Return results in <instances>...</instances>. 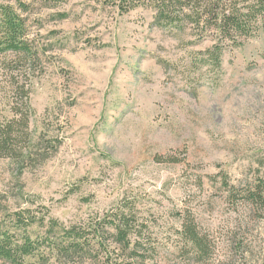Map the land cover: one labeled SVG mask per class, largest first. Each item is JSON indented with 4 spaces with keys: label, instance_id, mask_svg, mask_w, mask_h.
Instances as JSON below:
<instances>
[{
    "label": "rangeland",
    "instance_id": "rangeland-1",
    "mask_svg": "<svg viewBox=\"0 0 264 264\" xmlns=\"http://www.w3.org/2000/svg\"><path fill=\"white\" fill-rule=\"evenodd\" d=\"M26 17L38 57L20 64L27 132L0 155V231L38 248L0 264H110L47 242L75 228L94 244L95 227L114 234L109 220L131 201L135 264H264V210L241 196L264 181V35L234 46L215 30L158 25L148 7L120 13L94 0H38ZM2 74L0 61L7 121L17 99ZM23 212L25 231L14 220ZM186 220L207 237L205 253L183 237Z\"/></svg>",
    "mask_w": 264,
    "mask_h": 264
},
{
    "label": "trees",
    "instance_id": "trees-1",
    "mask_svg": "<svg viewBox=\"0 0 264 264\" xmlns=\"http://www.w3.org/2000/svg\"><path fill=\"white\" fill-rule=\"evenodd\" d=\"M38 0H0V61L2 71L6 76L7 98L15 101L13 106L14 114L19 117L7 121L0 120V155L8 156L16 150L15 146L22 141L23 135L27 132L29 117L23 115L19 107L29 105V90L20 82L21 68L25 63L34 64L38 57V51L33 48L32 41L27 36V17L33 11V4ZM45 5L61 3L68 0H41ZM97 3L114 6L120 13L144 6L155 12V21L158 25H169L175 28H183L190 24L201 31L215 30L218 42L231 41L234 46L241 45L249 38L264 35V0H94ZM34 2V3H33ZM60 18H66L67 14H59ZM243 41V42H242ZM214 63L220 65L221 51L217 46L214 48ZM211 52V51H210ZM12 57V59H10ZM211 58V59H212ZM212 61V60H211ZM21 64V68H20ZM20 101V102H19ZM226 188L229 186L227 179H224ZM241 196L251 204L257 211L264 210V181L257 183L254 187L248 186L243 189ZM126 201V200H125ZM133 202H125L109 220L108 224L114 234H107L105 225H98L93 230L95 243L86 240V235L80 230L70 228L65 232L66 242L59 244L56 241L48 240L47 244L53 250H57L67 258L76 256H88L89 259L97 260L100 253L107 256L108 263L115 261V264H122L127 260L129 264H135L139 255L138 246L132 243V236H136L137 210ZM25 213H17L14 220L17 225L25 231L32 225L33 220L26 218ZM29 217V216H28ZM27 219V220H26ZM29 219V220H28ZM58 223V221H55ZM182 234L190 245L205 253L209 248V241L198 231L194 220L184 221ZM106 232V234H105ZM141 234V232H139ZM112 236L113 244L108 245L107 241ZM23 244H18L7 232L0 231V256L13 263L19 262L22 256H31L38 248L25 238ZM40 245V244H39ZM114 247H113V246ZM139 245V243H138ZM133 250L127 253L130 247ZM115 251V258L112 260L110 248ZM120 251V254H118ZM121 259V262L117 260ZM144 258V256H143Z\"/></svg>",
    "mask_w": 264,
    "mask_h": 264
}]
</instances>
